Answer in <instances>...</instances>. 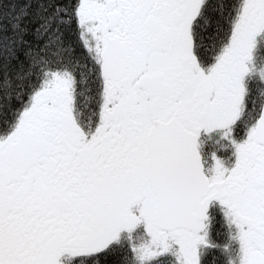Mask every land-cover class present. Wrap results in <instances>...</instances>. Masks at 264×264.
I'll return each instance as SVG.
<instances>
[{"label": "snow or ice", "instance_id": "6c2138e0", "mask_svg": "<svg viewBox=\"0 0 264 264\" xmlns=\"http://www.w3.org/2000/svg\"><path fill=\"white\" fill-rule=\"evenodd\" d=\"M0 264H264V0H0Z\"/></svg>", "mask_w": 264, "mask_h": 264}]
</instances>
